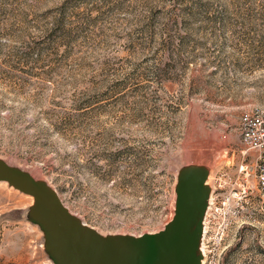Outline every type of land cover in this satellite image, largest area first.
<instances>
[{"label": "rangeland", "instance_id": "obj_1", "mask_svg": "<svg viewBox=\"0 0 264 264\" xmlns=\"http://www.w3.org/2000/svg\"><path fill=\"white\" fill-rule=\"evenodd\" d=\"M258 108L264 0H0V159L103 235L159 232L198 170L202 264H264ZM34 203L0 180V264H61Z\"/></svg>", "mask_w": 264, "mask_h": 264}, {"label": "water", "instance_id": "obj_2", "mask_svg": "<svg viewBox=\"0 0 264 264\" xmlns=\"http://www.w3.org/2000/svg\"><path fill=\"white\" fill-rule=\"evenodd\" d=\"M174 217L155 233L103 235L69 212L46 181L0 159V180L35 197L33 214L46 230L47 243L61 264H202L204 218L210 199L205 176L183 172Z\"/></svg>", "mask_w": 264, "mask_h": 264}, {"label": "built area", "instance_id": "obj_3", "mask_svg": "<svg viewBox=\"0 0 264 264\" xmlns=\"http://www.w3.org/2000/svg\"><path fill=\"white\" fill-rule=\"evenodd\" d=\"M241 141L247 149L258 150L262 162L258 164L257 175L264 188V109H255L242 113L239 120Z\"/></svg>", "mask_w": 264, "mask_h": 264}]
</instances>
